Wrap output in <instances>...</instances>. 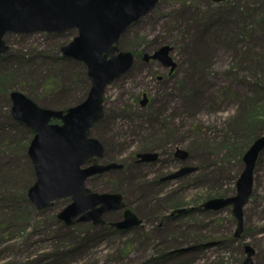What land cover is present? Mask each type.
<instances>
[{
    "label": "rangeland",
    "instance_id": "1",
    "mask_svg": "<svg viewBox=\"0 0 264 264\" xmlns=\"http://www.w3.org/2000/svg\"><path fill=\"white\" fill-rule=\"evenodd\" d=\"M76 35L5 37L10 50L0 55V264H241L246 245L255 250L254 264H264V151L240 239L231 207H202L236 194L243 156L264 134V0H161L123 34L119 47L132 52L135 63L107 91L104 119L91 132L105 149L99 164L123 167L88 178L86 186L121 194L144 229L119 230L114 224L124 209L105 213L104 224L68 226L58 215L70 198L38 210L28 197L36 181L29 155L34 132L13 118L11 93L56 110L81 103L90 89L86 66L62 53ZM164 45L173 48V72L144 58ZM177 148L189 157L177 158ZM145 152L159 157L141 162L137 155ZM184 167L197 170L164 180ZM174 209L188 213L170 219Z\"/></svg>",
    "mask_w": 264,
    "mask_h": 264
},
{
    "label": "water",
    "instance_id": "2",
    "mask_svg": "<svg viewBox=\"0 0 264 264\" xmlns=\"http://www.w3.org/2000/svg\"><path fill=\"white\" fill-rule=\"evenodd\" d=\"M222 2L225 0H213ZM160 0H0V55L9 50L5 36L9 33L33 35L63 33L74 30L77 35L62 47L65 57L84 63L90 82L87 97L65 110L44 108L20 91L11 93V113L18 122L33 130L35 136L29 146L36 181L28 191L29 199L38 210L49 208L57 199H71L58 215L68 226L92 221L104 224L103 215L113 210H125L123 219L114 224L119 230H129L143 224L135 212L126 209L119 193H98L87 188L88 178L113 169L118 163L99 164L105 149L101 141L91 137L94 126L104 119L105 96L109 87L127 74L135 63L134 54L119 47L123 34L143 17L151 13ZM164 45L145 60H158L172 72L177 68ZM147 94L141 102L145 106ZM264 151V134L258 137L243 156L244 170L237 181L236 194L207 200L206 211H220L231 207L237 221L235 239L244 232V210L254 187L257 161ZM180 159L189 153L177 148ZM141 162L156 160L157 153L138 154ZM184 167L165 180L195 172ZM184 210H177L183 212ZM246 258L241 264H254L255 250L245 246Z\"/></svg>",
    "mask_w": 264,
    "mask_h": 264
},
{
    "label": "flooded vegetation",
    "instance_id": "3",
    "mask_svg": "<svg viewBox=\"0 0 264 264\" xmlns=\"http://www.w3.org/2000/svg\"><path fill=\"white\" fill-rule=\"evenodd\" d=\"M161 1V0H160ZM159 4V3H158ZM157 4V5H158ZM157 7V6H156ZM155 7V8H156ZM155 10V9H154ZM153 10V11H154ZM14 34V33H13ZM17 35H25V34H17ZM10 50V49H9ZM176 157L178 158L179 156L177 155V153H176ZM177 210L178 209H174L173 211H172V213H170V219H174V218H177V217H181L182 215H185L186 214V212L188 213V211H186V212H177ZM162 219V218H161ZM163 220H165V218L163 219ZM144 221H143V224H141V225H139V226H136V228H139V229H144ZM162 226V225H161ZM133 228H135V227H133ZM133 228H131V229H133ZM131 229H129V230H131ZM129 230H127V231H129ZM243 234H244V232H243ZM242 234V235H243ZM242 237V236H241Z\"/></svg>",
    "mask_w": 264,
    "mask_h": 264
},
{
    "label": "bare ground",
    "instance_id": "4",
    "mask_svg": "<svg viewBox=\"0 0 264 264\" xmlns=\"http://www.w3.org/2000/svg\"><path fill=\"white\" fill-rule=\"evenodd\" d=\"M146 16H147V15H146ZM146 16H145V17H146ZM143 18H144V17H143ZM143 18H142V19H143ZM140 21H141V20H140ZM120 41H121V40H120ZM119 44H120V43H119ZM132 68H133V67H132ZM15 91H17V90H15Z\"/></svg>",
    "mask_w": 264,
    "mask_h": 264
}]
</instances>
